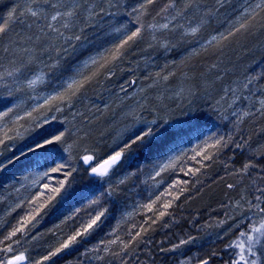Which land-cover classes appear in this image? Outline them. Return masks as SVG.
Segmentation results:
<instances>
[{
    "label": "snow or ice",
    "instance_id": "6c2138e0",
    "mask_svg": "<svg viewBox=\"0 0 264 264\" xmlns=\"http://www.w3.org/2000/svg\"><path fill=\"white\" fill-rule=\"evenodd\" d=\"M121 3L122 0H14L6 15L0 16V87L10 88L12 91L25 89L35 91L38 85L45 82L49 71L59 72L62 79V83L52 93L35 97L42 103L25 110L22 116L13 115V108L0 112V133H2L0 145L22 137V133L17 130L18 127H22L18 123L20 120L38 121L36 127L43 128L44 125L57 119L55 114L49 118V113H63L66 108L72 117L71 120L67 119V116L61 120L62 129H58L55 134H40V139L31 145H26V150L21 148L19 155L14 154L7 163L0 162V170H2L21 158L27 159L29 154H32L33 157L41 156L45 165H50L45 171L38 173V179L32 182L33 185L40 184V190L29 201L30 213L18 222L3 240H0V245L5 241L8 242L2 249L4 253H15L13 245L20 241L13 238L17 237L18 233L26 235L27 225L36 220L41 211L58 201L66 203L67 200H71L74 203H83L86 200L87 203H83L82 208H75L61 222L67 225L72 221L74 227L71 232L64 234L58 240V246L53 251L36 261V264H44L58 253L80 244L86 237L96 232L108 217L109 206L116 208L122 196L126 194L124 186L136 173L130 172L119 179H114L126 165L134 163L140 155L173 152L179 146L183 130H178L177 124L168 120L163 122H158V119L142 120L136 110L132 109L125 115L132 117L142 126L132 130L126 139L114 141L115 147L111 148L102 161H98L96 146L87 143L91 134L92 117L88 112L73 110L76 102L85 96L89 87L99 84L102 77L109 79L114 76L134 46L144 41L146 37H150L149 47L159 45L163 33L180 31L182 37H196L204 26L206 18L214 14L212 9L202 8L201 0H138L130 10L124 12V15L131 18L128 22L119 23L118 26L112 25L103 35L89 39L87 30L95 28L106 16L119 15ZM216 3L223 7L225 0H216ZM245 3L247 6L225 32L211 36L200 45V49H193L189 56L197 55L201 49L220 48L224 41L237 33L248 34L258 27L264 28V0H254L250 4L245 0ZM158 4L159 7H156ZM190 16L199 19L193 23ZM162 46L168 48L170 45L165 42ZM53 51L57 53L55 61L44 63L42 54ZM82 53L85 54L84 58L77 63L69 59ZM181 63L183 64L184 61L182 60ZM41 64L43 67L35 71L33 66ZM29 73L31 75H28ZM65 74H67L66 78ZM173 75L172 72L166 75L158 72L155 78H152L149 74L148 78H152V85L149 87L159 85L162 81L166 82ZM262 77L264 73L246 76L243 81L236 82L234 87L225 88L213 105L217 111L223 109L227 112L231 109V116L235 118L231 123L237 133L249 120L264 119ZM125 83L131 85L136 81H125ZM120 91L127 95L124 85L120 86ZM143 91L140 90L141 93ZM185 94L193 95V88L181 87L176 92L177 96ZM142 99L146 100L147 97L142 96ZM14 107L20 108L22 105L18 104ZM137 107L143 110L146 105L137 101ZM107 108L108 105H105V109ZM95 111L99 112V107H95ZM34 112L37 116H33ZM40 116L43 118L38 120ZM224 118L227 119L226 116ZM9 132H15V135H9ZM240 140L243 144L235 143L236 148L248 143L243 136ZM233 143L232 133L207 136L191 149L194 155L189 157L200 166L189 168L187 171L183 168L180 170L184 171L185 176H196L201 168L210 166L205 162H214L219 153ZM187 156V152L181 151L169 157L167 162L159 166L155 175L160 176L162 172L174 171L177 162L183 161ZM76 164H82L85 174L93 178L82 190L72 187L74 173L78 171ZM255 167L256 165L251 162L245 163L237 170V174L243 178L249 174L250 168ZM258 179L261 183H257L256 178L252 179L249 189L243 190L239 199L228 205L237 215L231 217L233 224L229 225L224 233L225 236L233 237L225 245V250H231V258L226 264H264V176ZM188 184V180H176L169 185L168 190L160 193L147 204L141 205L140 207L152 212V216H148L143 224L139 226L132 224L126 232L121 233V223H127L135 214L125 213L109 233L112 239L101 240L92 249H87L84 255L95 253L94 259L104 260V255H99L102 251L105 255L119 260L120 264H129L128 258L135 255L140 244L145 243L144 235L148 229L157 219L170 214L168 209L172 208L175 201L188 190ZM227 187L232 190L237 185L228 184ZM157 204L160 206L156 207ZM81 211L85 212L87 219L81 217ZM225 222L222 220L219 223L223 225ZM192 240V237L187 240L182 239L169 251H176ZM216 255L217 253L213 251L207 258L199 259L197 264H210V260ZM26 260L27 257L21 252L4 256L0 259V264H23ZM179 264H192V258L182 259Z\"/></svg>",
    "mask_w": 264,
    "mask_h": 264
},
{
    "label": "trees",
    "instance_id": "16d2710c",
    "mask_svg": "<svg viewBox=\"0 0 264 264\" xmlns=\"http://www.w3.org/2000/svg\"><path fill=\"white\" fill-rule=\"evenodd\" d=\"M137 2L138 0H122L119 8L120 14L116 17L106 16L95 28H89L86 33L89 39H94L96 35H103L110 30L112 25L118 26L119 23L128 22L131 18L124 15V12L130 10ZM247 2L250 4L254 0H247ZM13 3L14 0H0V16L6 15ZM201 3L202 8L212 9L214 14L206 18L204 26L196 37H182L180 31L163 33L160 37V44L153 47H149L150 37H146L144 41L134 46L114 76L109 79L102 77L99 84L89 87L85 96L76 102L73 110L88 112L92 117L91 134L87 143L96 146V156H100L97 157L98 159L105 157L111 150V146L115 145L114 141L126 139L130 134L128 127L136 124L132 117L125 115L128 104H118V98L124 94L120 91L121 85H124L129 93L137 86L135 83L133 87L125 81H141L142 85L148 87L147 92L144 91L139 96L140 102L146 105V109L141 110L138 107L136 109L137 115L142 120L158 119V122L168 120L177 124L178 130L182 129L183 134L179 140V146L173 152L140 155L134 163L126 165L114 179H119L130 172L136 175L132 176L124 186L126 194L122 196L118 206L114 209L109 206L108 217L91 236L86 237L84 241L74 245L71 249L58 253L44 264H120L119 260L105 255L102 251L99 255H104V260L94 259L95 253H88L87 256L84 253L87 249L96 246L101 239H112L105 235L112 232L125 213L134 212L135 214L127 223H121V233L126 232L132 224L137 226L143 224L148 216H152V212L140 206L168 190L169 185L176 180H188V190L179 200L175 201L172 208L168 209L169 215L157 219L156 223L151 225L144 235L145 243L140 244L135 255L128 258L129 264H172L183 251L192 248L193 245H197L196 247L200 245L206 249L204 258H207L213 251L217 253L210 260V264H226L230 259L231 250H225V245L233 237L225 236L224 233L229 228L232 222L231 217L235 213L228 205L239 199L243 190L249 189L252 179L256 178L257 183H261L258 177L264 176V154H262L264 153V147H262L264 146V131L261 130L264 129V119L249 120L237 133L232 127L231 122L235 118L231 116V112H224L223 109L217 111L213 105L223 94L225 88L234 87L236 82L243 81L246 76L264 73V28L258 27L248 34L237 33L234 37L224 41L220 48L201 49L197 55L189 56L193 49H200V45L211 36L225 32L247 6L245 0H225L223 7L218 6L216 0H201ZM156 7H159V4ZM189 18L193 20V23L199 19V17L192 16ZM165 42L170 45L168 48L162 46ZM84 55L82 53L69 59L77 63L84 58ZM56 57L57 53L54 51L42 54L44 63H52ZM213 65L215 67H212ZM40 67H43V64L33 66L35 71H38ZM158 72L162 75L172 72L174 75L166 82L162 81L159 85L149 87L152 85V78H155ZM149 74L152 78H148ZM261 82H264V77ZM61 83L59 72L49 71L45 82L38 85L35 91L31 89L12 91L10 88L0 87V112L13 108V111L17 110L22 116L25 110L42 103L35 97H43L52 93ZM181 87L185 89L192 87L193 95L177 96L176 92ZM142 96L147 99H142ZM18 104L22 107H14ZM105 105H108L107 109ZM95 107H99L100 111L96 112ZM53 114L57 119L44 125L43 128L36 127L38 121L20 120L18 123L22 127H18L17 130L22 133V137L0 145V162L7 163L14 154L19 155L20 149L40 139V134H55L58 129H62L60 121L66 116L67 119H72L67 108L63 113H49V118ZM33 116H37V113L34 112ZM225 116L227 119L224 118ZM42 118L40 116L38 120ZM229 133L234 135V143L219 153L214 162H205L210 164L209 167L201 168L196 176L184 175V171L189 168L200 166L196 161L189 159L194 155L191 149L209 135L220 136ZM9 135L14 136L15 132H9ZM241 136L248 143L241 148H236L235 143L243 144L240 140ZM181 151L187 152L188 156L183 161L177 162L174 171L160 174L161 177L158 179H163L164 183L159 192L152 194L153 196L147 200L137 201V191H141V188L138 189L140 187L139 178H148L151 170L158 169L161 164L167 162L169 157ZM38 157L39 155L33 157L30 154L27 159L21 158L0 170V240H3L4 236L31 211L29 201L40 190V186L27 192L20 185L22 184L21 179L35 168L33 166L35 163L40 161ZM248 162L255 164L256 167L250 168L249 174L242 178L237 174V170ZM181 168L184 171H181ZM87 176L84 174L78 178V173H74L73 189H84L89 184ZM228 184H236L237 187L229 190ZM148 190L152 191V189ZM83 203L69 201L65 205L64 202L58 201L41 211L36 220L27 225L26 235L18 233L17 237L13 238L20 241L13 245L15 253L2 251L7 246V241L0 245V259L22 252L28 259L35 261L33 264H36V261L41 260L58 246V240L64 234L71 232L74 227L73 222L69 221L67 225L61 222L75 208H82ZM17 205L20 206L17 207ZM159 206V204L156 205V207ZM80 215L87 219L84 211H81ZM222 220L226 221L223 225L219 223ZM180 236H186V239L192 237L193 240L176 251H169L173 245L180 243ZM211 238L213 240L209 241Z\"/></svg>",
    "mask_w": 264,
    "mask_h": 264
},
{
    "label": "rangeland",
    "instance_id": "374dc122",
    "mask_svg": "<svg viewBox=\"0 0 264 264\" xmlns=\"http://www.w3.org/2000/svg\"><path fill=\"white\" fill-rule=\"evenodd\" d=\"M132 85H133V87L135 86V84H132ZM136 85L137 86H135V88L130 93L127 92V95H125V93H124V94L120 95V97L118 98V100H119L118 101V104H120V105L121 104H124V105H127L128 104L127 105L128 108L126 109V112L125 113L129 112L132 109H135L136 110L137 109V101H140L139 100V96L141 94H143L144 91L147 92V90H148L147 89L148 87L142 85L141 81L136 82ZM141 89L144 90L143 93L140 92ZM134 93H135V95H133ZM144 109H146V107ZM7 110L8 109H5L3 111H7ZM228 111L231 112V109H229ZM15 114H18V111L17 110H14L13 111V115H15ZM141 126L142 125H140V124H138L136 122V124L130 125V127H128V131L131 132L132 130H135V128L141 127ZM0 134H2V133H0ZM112 147H115V145H112L111 148ZM29 156H30V154H29ZM97 157H100V156H97ZM37 159H39L40 161L37 162V163H35L33 165V166H35V168H33L32 171H30L29 173H27V175L24 178L21 179L22 184L20 186H23V189L26 190L27 192H30L32 189L38 188L40 186V184L33 185L32 182L34 180H37L38 179V173H41V172L45 171L46 168L50 166V165H45L44 159L41 156H39ZM102 159L101 158H99V159L97 158L98 161H102ZM83 167L84 166L82 164H78V166H77V168L79 170V171L76 172V173H78V178L81 177V176H83L85 174V172L83 171ZM157 170L158 169H154V171L151 170L149 172V174H148V178H146V179H143L142 177L139 178V185H140V187L138 189L141 188V191L140 192L137 191V194H136V200L137 201L147 200V199L151 198L155 193L159 192V189H161L162 183H164V182L162 181L163 179H158L161 176H156L155 175V172ZM75 176H76V174H75ZM92 179H93L92 177L87 176V182H90ZM42 182L43 181H41V183ZM149 182H151L153 184H150L149 185L148 184ZM157 184L159 186H157ZM151 186H152V188H151ZM148 189H152V191L151 190H148ZM69 201L72 202L71 200H67V202L65 203V205L68 204ZM234 215H237V214L235 213ZM230 221H232L230 223L233 224V220L231 219ZM105 236H108L109 238L111 237L109 234L108 235H105ZM186 238H187L186 236H180V240H182V239L183 240H187ZM211 240H213V239L211 238L209 241H211ZM196 246L197 245H195V246L193 245L192 248H188L186 251H183L180 254V256L178 257V259L175 260L172 264H179V261L180 260L186 259V258H189V257L192 258V264H194L199 259L204 258V256H205L204 255V253H205L204 251H206V249L205 248H202V246H200V245L198 247H196ZM9 256H11V255H9ZM229 256L231 258V252L229 253ZM34 257L37 258L38 256H34ZM33 263H35V261L33 259H28V258H27V260L25 262H23V264H33Z\"/></svg>",
    "mask_w": 264,
    "mask_h": 264
}]
</instances>
